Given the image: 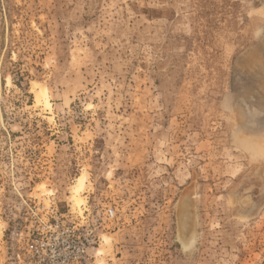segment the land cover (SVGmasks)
<instances>
[{
    "label": "rangeland",
    "instance_id": "obj_1",
    "mask_svg": "<svg viewBox=\"0 0 264 264\" xmlns=\"http://www.w3.org/2000/svg\"><path fill=\"white\" fill-rule=\"evenodd\" d=\"M263 7L0 0V264H264Z\"/></svg>",
    "mask_w": 264,
    "mask_h": 264
},
{
    "label": "bare ground",
    "instance_id": "obj_2",
    "mask_svg": "<svg viewBox=\"0 0 264 264\" xmlns=\"http://www.w3.org/2000/svg\"><path fill=\"white\" fill-rule=\"evenodd\" d=\"M263 13H264V10H263ZM48 95L49 94L47 93V88L46 87H40L37 94H36V98H37L38 102H42L46 107H48L50 109L51 108V101H50ZM78 180H79L80 184L74 190L75 191L74 200H75L77 206H79L80 204L83 203V199L80 195V191L84 187V181H85L84 176L83 175L79 176Z\"/></svg>",
    "mask_w": 264,
    "mask_h": 264
},
{
    "label": "water",
    "instance_id": "obj_3",
    "mask_svg": "<svg viewBox=\"0 0 264 264\" xmlns=\"http://www.w3.org/2000/svg\"><path fill=\"white\" fill-rule=\"evenodd\" d=\"M260 72L263 74L262 71H260ZM256 74H258V73H256ZM254 91L259 93L260 95H264V89L261 90L259 87L254 86Z\"/></svg>",
    "mask_w": 264,
    "mask_h": 264
},
{
    "label": "built area",
    "instance_id": "obj_4",
    "mask_svg": "<svg viewBox=\"0 0 264 264\" xmlns=\"http://www.w3.org/2000/svg\"><path fill=\"white\" fill-rule=\"evenodd\" d=\"M110 212H112V211L110 210Z\"/></svg>",
    "mask_w": 264,
    "mask_h": 264
}]
</instances>
